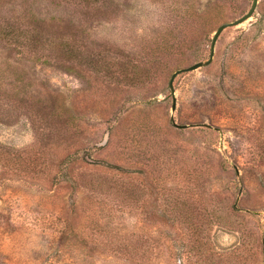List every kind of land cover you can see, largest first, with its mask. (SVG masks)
I'll use <instances>...</instances> for the list:
<instances>
[{
    "label": "rangeland",
    "instance_id": "374dc122",
    "mask_svg": "<svg viewBox=\"0 0 264 264\" xmlns=\"http://www.w3.org/2000/svg\"><path fill=\"white\" fill-rule=\"evenodd\" d=\"M251 5L0 0V264H264Z\"/></svg>",
    "mask_w": 264,
    "mask_h": 264
},
{
    "label": "water",
    "instance_id": "95a60500",
    "mask_svg": "<svg viewBox=\"0 0 264 264\" xmlns=\"http://www.w3.org/2000/svg\"><path fill=\"white\" fill-rule=\"evenodd\" d=\"M257 1L258 0H252V5H251V8L250 10L248 11V13H246L245 15H243L242 17H240L239 19L233 21V22H230V23H225V24H222L220 25L217 30L215 31L214 35H213V38H212V41H211V46H210V53H209V59L207 61H201V62H198L190 67H187V68H184V69H180L178 71H176L175 73L172 74L171 78H170V81H169V90L171 91V95H172V110H174L175 108V95H174V89H173V81L175 79V77L180 74V73H183V72H190V71H193V70H196L202 66H206L208 65L209 63H211L212 59H213V56H214V51H215V43L220 35V33L226 29L227 27H232V26H237L241 23H244L254 12L256 6H257ZM175 127L177 128H182V126H178L176 124H174Z\"/></svg>",
    "mask_w": 264,
    "mask_h": 264
}]
</instances>
